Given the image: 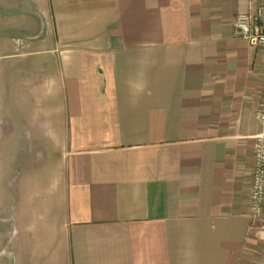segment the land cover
I'll return each mask as SVG.
<instances>
[{"label": "crops", "instance_id": "0c3cea01", "mask_svg": "<svg viewBox=\"0 0 264 264\" xmlns=\"http://www.w3.org/2000/svg\"><path fill=\"white\" fill-rule=\"evenodd\" d=\"M260 6L0 0V264H264Z\"/></svg>", "mask_w": 264, "mask_h": 264}, {"label": "built area", "instance_id": "2783aa9c", "mask_svg": "<svg viewBox=\"0 0 264 264\" xmlns=\"http://www.w3.org/2000/svg\"><path fill=\"white\" fill-rule=\"evenodd\" d=\"M234 36L264 48V7L238 13L233 20ZM257 118L260 131L255 136L252 195L249 208V229L264 231V94Z\"/></svg>", "mask_w": 264, "mask_h": 264}, {"label": "rangeland", "instance_id": "374dc122", "mask_svg": "<svg viewBox=\"0 0 264 264\" xmlns=\"http://www.w3.org/2000/svg\"><path fill=\"white\" fill-rule=\"evenodd\" d=\"M3 16H4L3 12L0 11V28H4L6 26V22L3 20ZM23 20H24L23 16L17 17L16 23L23 25V22H22ZM7 36L9 35L6 34L5 37ZM1 38L3 37L0 36V55H2V53H6V52H10L14 50V44L13 42L11 43V39L2 40ZM1 62H4L3 58H0V63ZM1 80H2V74L0 72V86H1Z\"/></svg>", "mask_w": 264, "mask_h": 264}]
</instances>
